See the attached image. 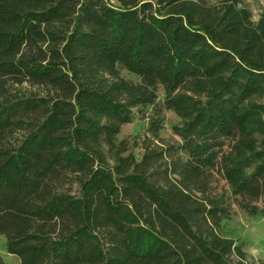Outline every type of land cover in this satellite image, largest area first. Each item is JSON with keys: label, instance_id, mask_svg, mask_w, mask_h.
<instances>
[{"label": "trees", "instance_id": "1", "mask_svg": "<svg viewBox=\"0 0 264 264\" xmlns=\"http://www.w3.org/2000/svg\"><path fill=\"white\" fill-rule=\"evenodd\" d=\"M148 107L137 159L117 135ZM165 110L179 142L159 135ZM232 203L264 218L263 13L242 0H0L10 264H264L219 232Z\"/></svg>", "mask_w": 264, "mask_h": 264}, {"label": "rangeland", "instance_id": "2", "mask_svg": "<svg viewBox=\"0 0 264 264\" xmlns=\"http://www.w3.org/2000/svg\"><path fill=\"white\" fill-rule=\"evenodd\" d=\"M211 2L215 0H210ZM252 12L253 19H257L260 14H264V0H242ZM121 74L126 78L137 79L134 75L126 70H121ZM22 92L37 90L35 87L24 84L18 87ZM163 97V92H159L158 101ZM151 108L148 107L144 112L133 110V116L130 122L121 126L117 135V140H126L128 152H131L137 159L142 153L141 141L146 136L147 126L149 123ZM163 126L159 135L165 142L175 143L180 139L173 133V125L178 124L179 117L171 110H165ZM219 185L223 181L219 180ZM219 232L228 238L234 240L236 244H241L250 261H257L262 257L264 252V218L259 216H250L241 210L235 203L231 204L230 217L221 222ZM0 256L6 264L15 263L18 258L6 252L4 238L0 235Z\"/></svg>", "mask_w": 264, "mask_h": 264}]
</instances>
